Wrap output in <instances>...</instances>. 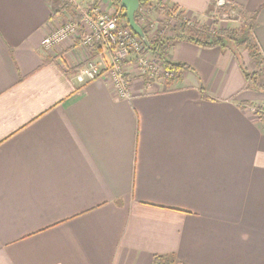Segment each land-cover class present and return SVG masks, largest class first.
Returning <instances> with one entry per match:
<instances>
[{
    "label": "crops",
    "instance_id": "crops-1",
    "mask_svg": "<svg viewBox=\"0 0 264 264\" xmlns=\"http://www.w3.org/2000/svg\"><path fill=\"white\" fill-rule=\"evenodd\" d=\"M158 1L236 27L211 0ZM233 2L256 18L264 60V0ZM65 3L0 0V264H264V124L251 111L264 68L239 51L254 87L231 44L177 42L180 79L121 98L107 79H76L98 47L43 46Z\"/></svg>",
    "mask_w": 264,
    "mask_h": 264
},
{
    "label": "built area",
    "instance_id": "built-area-1",
    "mask_svg": "<svg viewBox=\"0 0 264 264\" xmlns=\"http://www.w3.org/2000/svg\"><path fill=\"white\" fill-rule=\"evenodd\" d=\"M211 1L216 12L235 5L233 0ZM143 9L140 8L138 12H143ZM119 11L121 8L115 9L111 13L93 8L91 11L83 12L77 21L69 20L66 17L59 25L60 27L45 38L43 46L50 50L68 39H80L82 47L89 50H94L96 47L101 48L102 52L99 51L96 58L81 69L76 76L78 83L87 84L98 79H107L121 98L130 99L131 82L129 73L124 67L129 56L137 53L135 60L140 65L141 75L148 76V79H153L157 75V65L154 59L150 62L146 56L142 55L145 45L129 27L123 24ZM222 18L223 20H241L239 11L235 8L222 15ZM82 25L85 26L84 33L79 34ZM104 53L108 55L109 59ZM160 64L163 66L164 70H161V73L165 78L181 77L182 72L167 70L163 63L160 62Z\"/></svg>",
    "mask_w": 264,
    "mask_h": 264
},
{
    "label": "trees",
    "instance_id": "trees-1",
    "mask_svg": "<svg viewBox=\"0 0 264 264\" xmlns=\"http://www.w3.org/2000/svg\"><path fill=\"white\" fill-rule=\"evenodd\" d=\"M67 1V0H66ZM156 1V0H140L141 7L144 8L146 2ZM112 7L121 8L123 11L122 19L125 21L127 27H129L127 14L125 9L121 6V0H109ZM62 3H64L62 1ZM64 5L65 9H68L71 12L70 4L67 2ZM70 5V6H69ZM236 6V7H235ZM233 8L239 11V17L241 18L240 26L233 29L217 30L213 31V27L216 22H212L210 25H202L200 23H194L185 18V13L180 10L179 13H176L178 7H168L162 4L161 1L158 2L157 12H160L167 18L168 22L172 21L170 28V33L172 36L166 38H156L151 39L148 34V27L141 26L144 33L146 34L149 40V46L147 47L148 51L152 52L154 56L162 60L165 69L176 72H183L185 69H189L185 64L171 63L168 61V51L169 48L177 42H188L195 44L203 48H212V47H228L225 42H228L232 46V50L239 59V64L242 70V73L249 84H253L251 80V74L245 67L242 59H240V54L238 51L239 47L244 46L248 51L250 56L254 59L258 68H264V60L261 56V52L258 46V43L254 36L252 35V28L256 21V18L248 17L243 14L242 10H239L240 7L235 4L234 7L228 6L220 10V16L229 13ZM73 10V9H72ZM176 15V16H174ZM138 13L136 14V21L138 22ZM262 68V70H263ZM180 79V78H178ZM175 80L168 81L167 86L174 84ZM254 87H258L255 83ZM263 88V87H262ZM264 108L260 107L256 109L255 115L258 116L259 120L264 124ZM152 264H186L177 260L174 256H160L157 255L154 257Z\"/></svg>",
    "mask_w": 264,
    "mask_h": 264
},
{
    "label": "rangeland",
    "instance_id": "rangeland-1",
    "mask_svg": "<svg viewBox=\"0 0 264 264\" xmlns=\"http://www.w3.org/2000/svg\"><path fill=\"white\" fill-rule=\"evenodd\" d=\"M80 1H85V0H67L66 2H68L70 5V8L71 9V14H69L67 16V19L69 20H74V21H77L79 20V18L82 16L83 12H87V9L84 8V6H82L83 4H81ZM158 0L156 1H150V2H146L144 4V9H143V12H138V23L141 25V26H146L148 27V34H149V37L151 39H156V38H166V37H169V34H170V28H168V25L171 26L172 24V21L171 22H168L167 21V18L165 16H163L162 13L160 12H157V5H158ZM98 8V7H97ZM120 8V7H119ZM119 8H116L114 7V10L115 9H119ZM73 9V10H72ZM214 9V8H213ZM118 11V10H116ZM215 11V9L213 10ZM121 13V15L123 16V11L121 9V11H119ZM180 12V9L178 8L176 13H179ZM216 12V11H215ZM146 14V15H145ZM121 16V17H122ZM176 16V15H174ZM185 18L189 20L188 17H186L185 15ZM216 20L215 22L219 24V22H222V20H219L218 19V16H216L213 12L209 15L208 14V19L210 20H207V22L209 23V25L214 21ZM191 21V20H190ZM229 21H234V22H231V24H235L236 27L234 28H238L241 24L239 21H235V20H229ZM122 22H123V19H122ZM191 22H196V21H191ZM125 25V23H123ZM200 24L202 25H206L204 24V20L203 22H201ZM220 25H223V24H220ZM220 27V26H219ZM84 28L85 26L82 25L81 26V30L79 32V34L81 33H84ZM88 29V28H87ZM67 43H72V45H78L80 43V39H68L64 42H62L61 44L55 46L54 50L50 49L51 51V54L57 50H62V47L67 44ZM81 45V44H80ZM99 50L102 52V49L99 48ZM246 51L248 52L244 46H241L239 47L238 51ZM105 56H107V58L109 59L108 55H106V53H104ZM142 55L146 56V58L151 62L153 59L155 60V63H156V68H157V75L155 76V78L153 79H148V76H143L141 75V68H140V65L139 63L135 60L136 56H137V53H133L129 56L128 58V61L124 64L125 66V69L127 70V72L129 73V78H130V82H131V85L132 83L133 84H137V82H140L142 85H147L148 87H150L148 89V92L149 91H153L155 88L157 89H160V86H162L163 84H167L168 81H171V80H175L173 82H177L178 78H176V76L174 77H171V78H165L162 73H161V70H164L163 69V66L160 64V62L162 63L163 61L160 60L159 58H157L156 56H154L152 54V52L148 51L147 47L145 46V49L142 51ZM143 57V56H142ZM159 66V68H158ZM176 72V71H174ZM249 72V71H248ZM252 76L253 74L250 73ZM176 75V74H175ZM264 74L260 73L257 71V75H256V79L260 80V77L263 76ZM176 78V79H175ZM261 84L264 83V80L263 81H260ZM174 83V84H175ZM258 85H261L259 82H257ZM170 85H173L170 84ZM257 108H260L259 106H255L253 109H251L253 115H255L256 113V109ZM264 115V114H263Z\"/></svg>",
    "mask_w": 264,
    "mask_h": 264
},
{
    "label": "water",
    "instance_id": "water-1",
    "mask_svg": "<svg viewBox=\"0 0 264 264\" xmlns=\"http://www.w3.org/2000/svg\"><path fill=\"white\" fill-rule=\"evenodd\" d=\"M121 6L125 9L127 14V19L129 23V28L132 32L137 35L143 44L148 47L149 40L144 33L142 27L136 21V13L140 9V0H121ZM226 45H230L228 42H225Z\"/></svg>",
    "mask_w": 264,
    "mask_h": 264
}]
</instances>
